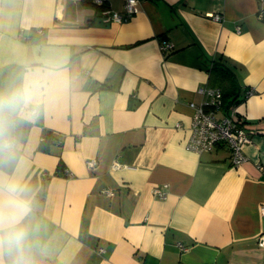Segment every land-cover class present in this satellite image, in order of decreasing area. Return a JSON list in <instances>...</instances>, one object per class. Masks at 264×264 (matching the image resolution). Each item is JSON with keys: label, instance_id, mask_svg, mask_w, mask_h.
I'll return each instance as SVG.
<instances>
[{"label": "crops", "instance_id": "crops-1", "mask_svg": "<svg viewBox=\"0 0 264 264\" xmlns=\"http://www.w3.org/2000/svg\"><path fill=\"white\" fill-rule=\"evenodd\" d=\"M92 1L0 0V97L30 93L0 113V178L32 189L41 264H264V0H140L126 23ZM200 87L254 89L242 165L186 150Z\"/></svg>", "mask_w": 264, "mask_h": 264}, {"label": "built area", "instance_id": "built-area-1", "mask_svg": "<svg viewBox=\"0 0 264 264\" xmlns=\"http://www.w3.org/2000/svg\"><path fill=\"white\" fill-rule=\"evenodd\" d=\"M93 4L97 7H104L103 0H93ZM140 0H123L122 12L110 11L106 8L102 9L101 13L104 20L116 23L128 22L136 13H138V5ZM210 17L217 22L221 21L219 15L210 14ZM38 34H43L42 30ZM172 48L170 44L162 43L161 50L169 51ZM197 93L206 97L207 101L201 104L190 103V108L193 110L191 124L189 127V137L186 143V150L197 155L211 153L212 151L225 148L229 152V161L231 166L237 167L246 162L243 149L251 143L249 133L244 128L241 118L236 112L237 106H231L228 110L222 109V92L218 88L200 87ZM255 93L254 89H249L246 92V98ZM38 110H32L31 118H38ZM2 143H10L11 149H15V144L4 139ZM89 169H95L97 166L96 160L87 162ZM118 160H115L112 165V170L121 168ZM167 185L159 186L153 189V195L158 198H165L166 192L163 190ZM103 194L107 197L113 195L110 189H104ZM260 214L264 217V205L260 207ZM264 239V234H262ZM181 250L183 247L179 245Z\"/></svg>", "mask_w": 264, "mask_h": 264}, {"label": "clouds", "instance_id": "clouds-1", "mask_svg": "<svg viewBox=\"0 0 264 264\" xmlns=\"http://www.w3.org/2000/svg\"><path fill=\"white\" fill-rule=\"evenodd\" d=\"M27 85L6 97H0V113L27 104ZM0 143V152L10 150ZM34 201L32 189L12 179L0 178V264H41L40 246L34 240L36 228L30 223Z\"/></svg>", "mask_w": 264, "mask_h": 264}, {"label": "trees", "instance_id": "trees-1", "mask_svg": "<svg viewBox=\"0 0 264 264\" xmlns=\"http://www.w3.org/2000/svg\"><path fill=\"white\" fill-rule=\"evenodd\" d=\"M103 9L105 7H102ZM209 71H213L219 80H231L235 81V77L233 72H231L229 69L222 65H213ZM220 89V88H218ZM221 90V89H220ZM222 92V109L224 111L228 110L231 106H238L241 102H243L246 99V92H241V89L236 92ZM242 121V120H241ZM243 124V122H242Z\"/></svg>", "mask_w": 264, "mask_h": 264}]
</instances>
